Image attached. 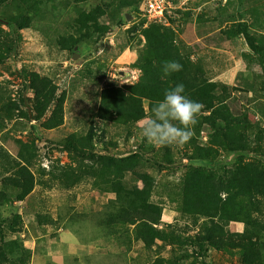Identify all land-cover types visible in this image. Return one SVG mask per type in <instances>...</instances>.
<instances>
[{"label":"rangeland","instance_id":"rangeland-1","mask_svg":"<svg viewBox=\"0 0 264 264\" xmlns=\"http://www.w3.org/2000/svg\"><path fill=\"white\" fill-rule=\"evenodd\" d=\"M40 1L41 12L24 30L17 29L18 21L8 28L21 14L20 1L0 5V42L11 51L0 47V192L5 201L0 202V264H11L18 255L11 249L16 241L30 251L26 264H154L159 259L164 264H241L236 253L199 246L170 248L155 240L151 249L144 248L134 241L133 227L109 223L115 195L106 177L86 176L76 184L63 172L99 169L101 158L114 162L137 151L144 156L138 170L154 180L150 202L162 209L159 228L171 227L183 237L200 234L202 220L194 222L182 197L187 173L211 175L219 183L239 166L255 165L264 173V0H170L161 22L178 31L179 46L202 65L209 80L229 88L225 105L235 117L246 115L250 124L241 164L236 154L220 151L211 167L188 161L185 155H191L192 147L186 143L168 146L171 163L165 164L164 147L149 144L141 133L150 117L146 103V116L136 125L97 118L104 89L135 84L140 76L133 67L144 46L141 32L149 25L141 12L119 11L115 0ZM102 3L108 10L91 20ZM237 31L247 33L262 53H253ZM31 74L55 86L56 98L64 96L62 124L54 129L43 127L52 108L41 120L32 118ZM209 134L202 127L199 134L194 132L193 144L204 146ZM81 140L94 150L80 154L70 148V143L78 148ZM18 142L29 145L34 155L27 167L34 186L22 201L15 200L22 189L10 182L15 168L9 171L1 161L2 156L5 162L18 160ZM125 181L134 184L129 176ZM261 205V212L251 215L248 230L264 241V201ZM231 224L229 233L244 231L243 223H235L238 232Z\"/></svg>","mask_w":264,"mask_h":264},{"label":"trees","instance_id":"trees-1","mask_svg":"<svg viewBox=\"0 0 264 264\" xmlns=\"http://www.w3.org/2000/svg\"><path fill=\"white\" fill-rule=\"evenodd\" d=\"M5 0H0V5ZM21 14L8 22V28L13 29L12 23L18 21V30L30 28L33 18L41 12L40 0H19ZM90 0H76V2H88ZM113 1V0H111ZM117 10H133L138 13V8L143 0H115ZM102 3L96 6V11L91 13V20L100 18L108 10V6ZM166 15V13H165ZM243 34L249 49L260 55V47H256L247 33L237 31L234 34ZM144 46L139 52L134 63V69L140 72L135 84L125 87H108L100 96V104L97 118L105 123L129 127L136 125L146 116L144 103L147 104L148 113L151 116L153 105L163 99L166 90L178 83L185 85L186 94L203 104V109L198 117V122L193 128V134H199L202 127L209 131L208 141L204 146L193 144V135L186 145L192 147V153L186 159L191 162H201L214 165L220 151L236 154L240 158L245 156L249 143L250 124L246 115L237 117L232 115L228 108L226 98L229 97V88L221 83L213 82L206 77V73L200 63L194 62L178 44V31L162 23L147 25L141 32ZM0 47L11 52L6 43L0 42ZM175 60L183 65L180 72L169 77L162 74V65L165 61ZM0 57V62H1ZM28 89L34 97L31 98V110L34 120H41L52 108L50 117L43 123L47 130L54 129L62 124V103L64 96L56 98V88L50 85L46 79L36 74L30 75ZM4 105L2 109L6 108ZM1 109V108H0ZM9 112V111H8ZM28 116V113H25ZM9 118V117H8ZM2 116H0V120ZM78 148L70 143V148L76 153L84 154L88 148L94 150L92 144L86 141H78ZM18 160L8 159L1 161L14 170L15 180L11 183L18 184L22 189L17 195L18 201L32 190L33 177L28 170L34 157L32 149L27 144L18 142ZM144 158L139 152H128L121 155L117 161H109L101 158L99 169L90 168L83 170L75 168L65 170L67 180L71 178L78 184L86 176L106 177L104 180L111 185V192L115 199L111 202L115 213L109 215L111 224L123 227H133L132 236L135 242L141 243L144 248L151 249L155 240H160L162 246L190 245L203 250H216L239 256L241 264H261L263 260L264 241L259 240V233H249L252 222L251 215L261 212V204L264 201V173L255 165L239 166L227 180L219 183L211 175L205 177L198 173H187L182 182V197L194 222L200 223V234L194 237H183L174 229H160L162 209L150 202L154 180L151 176L138 170V162ZM163 160L165 164L171 163V152L168 146L164 147ZM24 164L23 166H20ZM89 168V167H88ZM130 177L134 184L125 181ZM225 195V200H222ZM0 202L4 201V195L0 192ZM229 223H243L244 231L241 234H231L227 231ZM264 228V224L262 225ZM264 230V229H263ZM203 231L205 234H203ZM255 238V239H254ZM18 255L11 259V264H26L30 259V251L22 243L11 247ZM154 264H164L161 259Z\"/></svg>","mask_w":264,"mask_h":264},{"label":"clouds","instance_id":"clouds-1","mask_svg":"<svg viewBox=\"0 0 264 264\" xmlns=\"http://www.w3.org/2000/svg\"><path fill=\"white\" fill-rule=\"evenodd\" d=\"M182 68L183 65L178 61H165L162 74L169 77L180 72ZM202 109L203 104L190 98L186 94L185 85L178 83L166 90L163 99L153 105L151 116L142 127L141 133L153 146L183 145L192 137Z\"/></svg>","mask_w":264,"mask_h":264},{"label":"built area","instance_id":"built-area-1","mask_svg":"<svg viewBox=\"0 0 264 264\" xmlns=\"http://www.w3.org/2000/svg\"><path fill=\"white\" fill-rule=\"evenodd\" d=\"M170 6V0H143L138 8L147 24L161 23Z\"/></svg>","mask_w":264,"mask_h":264},{"label":"crops","instance_id":"crops-1","mask_svg":"<svg viewBox=\"0 0 264 264\" xmlns=\"http://www.w3.org/2000/svg\"><path fill=\"white\" fill-rule=\"evenodd\" d=\"M233 225H235V226H233ZM232 226H233L234 230H236L237 232H238V229H240V225H238V224L233 223V224H231L230 228Z\"/></svg>","mask_w":264,"mask_h":264}]
</instances>
